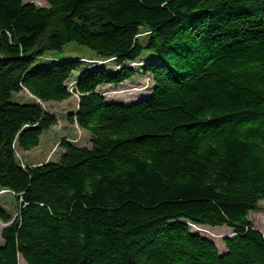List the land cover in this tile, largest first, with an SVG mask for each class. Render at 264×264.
<instances>
[{
  "label": "trees",
  "instance_id": "obj_1",
  "mask_svg": "<svg viewBox=\"0 0 264 264\" xmlns=\"http://www.w3.org/2000/svg\"><path fill=\"white\" fill-rule=\"evenodd\" d=\"M46 2L0 0V189L19 203L0 206V264H264V0ZM70 44L95 62L39 63ZM140 74L136 103L99 92ZM24 91L41 103L12 102ZM74 94L91 146L21 166L58 123L42 103ZM191 226L234 235L221 253Z\"/></svg>",
  "mask_w": 264,
  "mask_h": 264
},
{
  "label": "rangeland",
  "instance_id": "obj_2",
  "mask_svg": "<svg viewBox=\"0 0 264 264\" xmlns=\"http://www.w3.org/2000/svg\"><path fill=\"white\" fill-rule=\"evenodd\" d=\"M26 3H33L38 8H47L48 3L46 0H25ZM144 32V31H143ZM144 39L145 34H142ZM150 54L145 53L140 60L146 59ZM74 58L85 62V65L95 62L96 55L89 49L79 46L77 44H70L65 47L64 56L57 54H50L47 58L41 59L40 64L51 62L56 58ZM97 62V60H96ZM146 61L133 62L130 65L134 68H141ZM108 69H115L114 63H107ZM78 72L73 79L68 83V87L73 92L75 79L78 76ZM153 80L150 76H144L140 74L134 79L126 82L118 87H104L99 92L106 98L108 102L132 104L138 102V100L148 97L152 92ZM12 102L16 103H31L37 100L27 91L20 94L12 95ZM39 102V101H37ZM43 108L49 114L54 115L58 119V123L50 131H47L41 138L40 146L28 153H24L20 150L17 151V160L23 167H37L49 162H58L60 157L64 153V149L61 145L62 142H70L79 147H90L91 136L81 130L76 124L70 122L69 117L76 113L79 106V95L74 94L73 97L63 103H42ZM0 206L5 208L14 216L18 215L19 203L16 197L11 193H4L0 189ZM250 220L255 224V227L264 234V202L259 204L258 212L250 215ZM6 227L2 221H0V246L4 244L1 238V231ZM193 233L200 234L203 237L212 240L219 251L222 253L226 246L224 239L232 237L234 232L227 228H210V227H194L191 226ZM20 264H26V262L19 257Z\"/></svg>",
  "mask_w": 264,
  "mask_h": 264
},
{
  "label": "water",
  "instance_id": "obj_3",
  "mask_svg": "<svg viewBox=\"0 0 264 264\" xmlns=\"http://www.w3.org/2000/svg\"><path fill=\"white\" fill-rule=\"evenodd\" d=\"M2 61V57L0 56V62ZM39 103H41V102H39Z\"/></svg>",
  "mask_w": 264,
  "mask_h": 264
},
{
  "label": "built area",
  "instance_id": "obj_4",
  "mask_svg": "<svg viewBox=\"0 0 264 264\" xmlns=\"http://www.w3.org/2000/svg\"><path fill=\"white\" fill-rule=\"evenodd\" d=\"M4 193H7V192H4Z\"/></svg>",
  "mask_w": 264,
  "mask_h": 264
}]
</instances>
